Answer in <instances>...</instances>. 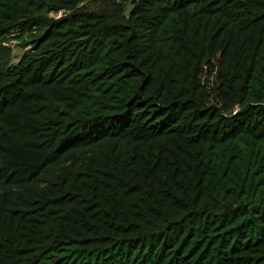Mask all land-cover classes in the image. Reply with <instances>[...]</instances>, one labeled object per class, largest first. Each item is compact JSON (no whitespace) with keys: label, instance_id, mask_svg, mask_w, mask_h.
Listing matches in <instances>:
<instances>
[{"label":"trees","instance_id":"trees-1","mask_svg":"<svg viewBox=\"0 0 264 264\" xmlns=\"http://www.w3.org/2000/svg\"><path fill=\"white\" fill-rule=\"evenodd\" d=\"M84 1L0 0V264H264V0Z\"/></svg>","mask_w":264,"mask_h":264},{"label":"rangeland","instance_id":"rangeland-1","mask_svg":"<svg viewBox=\"0 0 264 264\" xmlns=\"http://www.w3.org/2000/svg\"><path fill=\"white\" fill-rule=\"evenodd\" d=\"M84 5L92 10H102L104 8H106L108 6L106 1H102V0H85L84 1ZM62 14V11H58V12H53L51 13V15L53 16H59ZM9 45L12 49L13 52V59H17L18 56L21 54L22 51H24V46L21 45V43L19 42V39H13L11 40V42H9Z\"/></svg>","mask_w":264,"mask_h":264},{"label":"water","instance_id":"water-1","mask_svg":"<svg viewBox=\"0 0 264 264\" xmlns=\"http://www.w3.org/2000/svg\"><path fill=\"white\" fill-rule=\"evenodd\" d=\"M240 204H242V202H240ZM243 207H246V204H243Z\"/></svg>","mask_w":264,"mask_h":264}]
</instances>
